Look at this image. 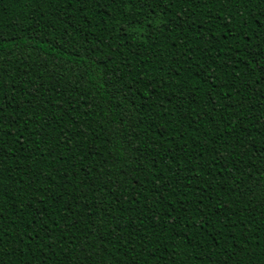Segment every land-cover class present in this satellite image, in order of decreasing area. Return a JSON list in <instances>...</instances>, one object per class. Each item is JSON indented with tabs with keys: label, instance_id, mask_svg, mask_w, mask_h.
<instances>
[{
	"label": "trees",
	"instance_id": "obj_1",
	"mask_svg": "<svg viewBox=\"0 0 264 264\" xmlns=\"http://www.w3.org/2000/svg\"><path fill=\"white\" fill-rule=\"evenodd\" d=\"M0 264H264V0H0Z\"/></svg>",
	"mask_w": 264,
	"mask_h": 264
}]
</instances>
